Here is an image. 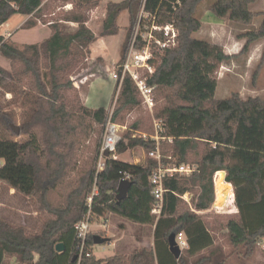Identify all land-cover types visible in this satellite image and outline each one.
<instances>
[{
	"label": "trees",
	"instance_id": "16d2710c",
	"mask_svg": "<svg viewBox=\"0 0 264 264\" xmlns=\"http://www.w3.org/2000/svg\"><path fill=\"white\" fill-rule=\"evenodd\" d=\"M73 10L63 18L79 24L75 32H64L52 23V35L40 43L19 45L0 34V51L12 63V69L0 66V87H14L17 104L33 98L34 109L16 133L14 117L0 100V126L9 135L36 132L26 141L0 138V181L16 189L29 201L53 217L44 221L37 232L25 226L15 227L0 221V264H227L226 253L210 230V223L196 210L204 211L215 202V175L225 171V181L234 187L236 215L226 222L228 241L239 257L250 259L264 239V99H242L238 93L217 98L215 73L232 58L225 49L209 39L197 37L203 27L200 8L203 0H147L146 9L157 11L164 21H173L179 29V43L160 56L150 80L156 90L165 92L166 103L155 113L163 119L160 141L166 165L196 166L189 174L175 173L164 178L163 206L159 215L152 213L155 198L151 174L158 166L149 152L156 148L152 134L139 138L127 131L118 145L119 152L141 145L148 153L143 163H130L109 157L97 171L98 157L91 168L77 180L68 181L77 163L78 150L91 133L101 137L108 109L91 108L76 92L71 76L82 69L90 56L96 34L87 25L88 11L102 0H65ZM258 0H216L209 10L220 18L251 25L262 20L256 29L246 31V43L264 38V11L254 12L250 5ZM142 0H123L106 5L102 36L119 33L120 13L127 9L132 24ZM43 0H0V28L15 14L39 13ZM37 24L28 19L24 27ZM125 42L122 46L124 52ZM141 105L138 89L125 76L115 103L113 120ZM136 129L138 124H133ZM130 133V134H129ZM202 148L200 156L193 154ZM170 156V158H169ZM130 175L128 195L118 201V187ZM94 194L92 202L88 198ZM192 193L191 204L183 196ZM94 216L111 214L133 223L154 228L153 248L142 247L130 253L97 257L93 252L94 235L89 233L87 247L80 259L77 253L75 224L88 212ZM184 232L189 247L176 258L169 247V237ZM58 243L65 249L58 251ZM87 251L91 255H87Z\"/></svg>",
	"mask_w": 264,
	"mask_h": 264
},
{
	"label": "rangeland",
	"instance_id": "374dc122",
	"mask_svg": "<svg viewBox=\"0 0 264 264\" xmlns=\"http://www.w3.org/2000/svg\"><path fill=\"white\" fill-rule=\"evenodd\" d=\"M121 1L123 0H103V3ZM215 1L203 0L200 16L204 24L202 29L196 32L195 35L221 45L228 54L232 55V58L224 62L215 73L218 80L216 96L222 99L238 93L244 100L250 97L264 99V38L251 43L249 50L242 52L246 43V38L242 34L248 30L258 28L262 17H256L251 25L240 24L228 18H220L209 10V6ZM43 4L39 15L44 22H59L68 12L73 10V4H67L65 0H43ZM69 5L72 6L70 10L67 9ZM100 6L101 4L87 12L89 19L94 10H99L98 12L102 10ZM250 8L254 12L264 11V0L252 3ZM22 20H24L23 15H13L10 18L8 26L0 28V32L7 34L8 30L11 29L13 31L12 39L21 46L42 42L52 32L50 26L37 25L30 28H20L19 24ZM93 22H95V25H91V28L98 38L92 48L95 56L101 57V59L96 58V60L87 61L82 69L80 68L73 72L71 79L74 82L77 94L84 104L91 108L105 106L108 109V113L109 110H113L114 113L119 89L117 82L105 71V66H112L121 58L122 45L124 40H126L125 37L129 28V12L125 9L119 15L118 24L120 30L115 35H100L101 24L96 25L100 23V15H95ZM60 23L64 32H75L72 29V24ZM0 66L9 70L12 69L11 61L1 51ZM92 92L97 93L91 96ZM164 95L165 92L157 88V105L154 114L166 103ZM17 99L18 94L14 87H0V100L14 117L12 124L21 126V123L28 119L32 113L34 104L32 97H26L20 104L16 103ZM116 122L121 125L122 138H124L129 130H131L132 138L145 137L152 134V114L142 104L128 114L121 116ZM134 123L139 125L137 129L133 126ZM104 130L105 125L101 137L98 133H91L90 137L83 142L78 150L76 166L69 172L68 181L77 180L87 169L91 168L96 156L99 160ZM36 136L35 131L30 134L11 136L0 126V138L5 137L10 140L26 141L34 139ZM201 150L202 148H199V151L193 154V158H198ZM116 154L118 159L130 163H143L148 156L147 151L141 145L129 146L126 150L119 151ZM2 162L3 160L0 159V164ZM223 177L224 172L220 171L214 178L216 199L217 196L219 198L227 194L224 191L226 183ZM94 190H97V188L95 187ZM229 190L230 194L225 203L215 206V199L210 208L204 211L196 210V212L201 214L210 223V230L215 236L216 242L223 247L226 253L230 254L227 264H260V260L264 258V248L262 245H258L254 256L246 260L239 257V249L233 250L228 241L226 222L229 218L235 216L237 212L232 184H230ZM11 191H13L12 187L0 181V221L9 222L15 227L25 226L32 232H37L44 221L53 217L47 211L39 210L37 204L29 201L20 193L15 191L11 193ZM216 191L219 192L218 195ZM192 195V193L188 192L183 198L195 210L191 204ZM221 202L223 201L221 200L219 203ZM90 234L101 235L109 239L102 244H93V252L97 257L130 253L144 246H153L152 244L154 243L152 226L136 224L114 214L108 217L94 216L91 220Z\"/></svg>",
	"mask_w": 264,
	"mask_h": 264
},
{
	"label": "built area",
	"instance_id": "2783aa9c",
	"mask_svg": "<svg viewBox=\"0 0 264 264\" xmlns=\"http://www.w3.org/2000/svg\"><path fill=\"white\" fill-rule=\"evenodd\" d=\"M146 2L147 0H142L134 22L129 23L124 52L120 60L112 66H105V71L117 82L118 89H120L124 77L130 76L138 89L141 104L152 114L155 132L151 136L157 141V145L155 149L149 152V156L159 162L150 177L153 184L152 194L155 198L152 213L159 215L163 206L164 192L166 191L164 178L175 173L189 174L196 169V166L188 164L166 165L162 162V159L166 156L162 153L160 144V141L165 139L161 136L164 121L154 114L157 105L156 88L150 84V80L156 72L161 54L178 45L179 29L173 21H164L157 11H148ZM177 3H181L180 0L174 2L173 6L175 7ZM121 140V125L113 120V110H109L99 151L97 171L104 168L107 158H117L116 153ZM105 151L110 153L109 157L105 155ZM123 179L130 180V175L123 177ZM95 193H97V190H94L88 198L89 202H92ZM92 218L89 211L86 216L75 224L78 250L77 253L75 252V257L79 261L87 247ZM176 241L182 250L189 247L187 236L183 231L176 235ZM259 245L264 248V239L260 241ZM86 254L89 256L91 252L87 251Z\"/></svg>",
	"mask_w": 264,
	"mask_h": 264
},
{
	"label": "crops",
	"instance_id": "0c3cea01",
	"mask_svg": "<svg viewBox=\"0 0 264 264\" xmlns=\"http://www.w3.org/2000/svg\"><path fill=\"white\" fill-rule=\"evenodd\" d=\"M67 4H71L70 2H68ZM108 3H106V4H104L103 3V0L101 1V6L100 7H102V10H100V12H98L99 10H94L93 12H92V15H91V18L89 19V21L87 22V24H88V26L91 28V25H95V22H93V17L96 15H100V23L99 24H96V25H100L101 24V30H100V35H101V31H102V27H103V22H104V20H105V18H106V5H107ZM43 5L44 4H42V7H43ZM42 7H41V10H42ZM72 8V6H68V8L67 9H71ZM41 10H40V12H41ZM40 12L39 13H35V14H31V15H23V14H20V15H23L24 16V20H22V22L19 24V26H20V28L21 27H24V23L28 20V19H30V18H35L36 20H37V24L36 25H34V26H37V25H42V26H50L51 28H52V23H53V21H48V22H44V21H42V19H41V16L39 15L40 14ZM121 14V13H120ZM45 16H47L46 14H45ZM119 18V17H118ZM9 21H10V19L7 21V22H5L2 26H1V28H3L4 26L5 27H7L8 26V23H9ZM39 21H41V22H39ZM60 22H62V23H65V24H72L73 25V27H72V29H73V31H76L77 29H78V27H79V24L78 23H76V22H72V21H66V20H60ZM117 23H118V21H117ZM130 23V22H129ZM204 24V23H203ZM119 25V24H118ZM33 26V27H34ZM120 27V26H119ZM92 29V28H91ZM93 30V29H92ZM12 30L11 29H9L8 30V33L7 34H3L2 32H0V34H2V35H4L5 36V38L6 39H12V37H13V34H12ZM52 32H53V29H52ZM52 32L50 33V35L47 37V38H49L51 35H52ZM127 35V34H126ZM102 36V35H101ZM106 36H110V35H106ZM127 37V36H126ZM126 37H125V39H126ZM46 38V39H47ZM97 35H96V39H95V41L97 40ZM45 39V40H46ZM13 40V39H12ZM14 41V40H13ZM94 41V42H95ZM15 42V41H14ZM43 42V41H42ZM94 42L90 45V51H91V53H90V56H89V60L88 61H92V60H96V58H98V59H101V57H98V56H95V53H94V51H93V48H92V46H93V44H94ZM124 42H125V40H124ZM17 43V42H16ZM37 43H40V42H37ZM18 44V43H17ZM20 45V44H19ZM123 46V45H122ZM121 53H122V49H121ZM122 55V54H121ZM95 93H97V92H92L91 93V96L93 95L94 96V94ZM100 107V106H99ZM118 158V157H117ZM220 172V171H219ZM224 172V177L223 178H225V175H226V172L225 171H223ZM224 182L226 183V186H225V189H224V191L227 193L226 194V196H224V197H219L218 198V196H217V199H216V202H215V206H220L221 204H223V203H225L226 202V200H227V197H228V194H229V187H230V184L228 183V182H226L225 180H224ZM217 186V185H216ZM13 189V191H11V193H14V191L15 192H17L16 191V189H14V188H12ZM217 189V188H216ZM217 192V195H218V191H216ZM223 201V202H221V203H219L220 201ZM207 210V209H206ZM153 234H154V228H153ZM154 236V235H153ZM189 242V241H188ZM151 245V244H150ZM153 246H154V243L152 244ZM153 246H146V247H148V248H153ZM145 247V246H144ZM260 264H264V258H262V260H260Z\"/></svg>",
	"mask_w": 264,
	"mask_h": 264
},
{
	"label": "water",
	"instance_id": "95a60500",
	"mask_svg": "<svg viewBox=\"0 0 264 264\" xmlns=\"http://www.w3.org/2000/svg\"><path fill=\"white\" fill-rule=\"evenodd\" d=\"M11 127L12 129L16 132V133H20L21 132V128L19 125H15V124H11ZM133 141H130L128 143L127 146H125L123 149H121L120 151L122 150H126L129 145L132 143ZM105 155L107 157L110 156V153L108 151H105ZM131 186V181L128 180V179H122L120 184H119V187H118V193H117V199L118 201L124 199L127 195H128V190ZM109 239L106 238V237H103L101 235H94V242L95 244H102L106 241H108ZM169 247H170V250L171 252L174 254V256L176 258H179L182 254V249L179 247V245L177 244V241H176V235L175 234H172L170 237H169ZM56 249L58 251H62L65 249V245L64 243H58L57 246H56Z\"/></svg>",
	"mask_w": 264,
	"mask_h": 264
},
{
	"label": "bare ground",
	"instance_id": "6f19581e",
	"mask_svg": "<svg viewBox=\"0 0 264 264\" xmlns=\"http://www.w3.org/2000/svg\"><path fill=\"white\" fill-rule=\"evenodd\" d=\"M229 188H230V187H229ZM229 194H230V190H229ZM229 194H228V195H229Z\"/></svg>",
	"mask_w": 264,
	"mask_h": 264
}]
</instances>
